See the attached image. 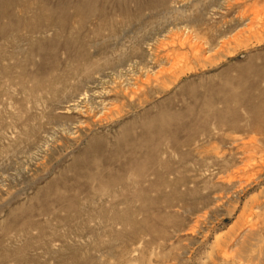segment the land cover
Listing matches in <instances>:
<instances>
[{
	"label": "rangeland",
	"instance_id": "1",
	"mask_svg": "<svg viewBox=\"0 0 264 264\" xmlns=\"http://www.w3.org/2000/svg\"><path fill=\"white\" fill-rule=\"evenodd\" d=\"M262 194L264 0H0V264H238Z\"/></svg>",
	"mask_w": 264,
	"mask_h": 264
},
{
	"label": "bare ground",
	"instance_id": "2",
	"mask_svg": "<svg viewBox=\"0 0 264 264\" xmlns=\"http://www.w3.org/2000/svg\"><path fill=\"white\" fill-rule=\"evenodd\" d=\"M252 27V25H251ZM249 27V29L251 28ZM196 51V50H195ZM198 51V50H197ZM196 54V53H195ZM198 54V53H197ZM202 58V57H201ZM205 60V59H204ZM210 60V59H209ZM175 72V71H174ZM176 73V72H175ZM162 75V74H161ZM165 75V74H164ZM161 77L160 75L156 76V80H159ZM117 87V86H116ZM123 88V87H122ZM127 90V89H126ZM104 92V90H102ZM96 92V91H95ZM131 92V91H130ZM87 93V92H86ZM85 93V94H86ZM100 94V93H99ZM96 96H97V92H96ZM131 96V95H130ZM84 97V96H83ZM99 97V96H98ZM88 98V97H87ZM101 102V101H100ZM84 106L83 108H85V111L87 110V108H89L90 106V101L84 99ZM71 106H69L74 112H82L81 106L78 104H71ZM83 105V104H82ZM99 105V104H97ZM95 106V105H94ZM93 106V107H94ZM87 107V108H86ZM92 107V106H91ZM89 108L88 111H86L88 114L92 113V115L95 113L96 109L95 108ZM99 107V106H98ZM106 108V107H105ZM104 108V109H105ZM103 109V107H102ZM102 109H100L101 111H103ZM68 110V109H67ZM107 110V109H106ZM84 111V110H83ZM85 112V113H86ZM104 112V111H103ZM100 114V113H99ZM95 115V114H94ZM104 115V114H103ZM108 115V114H107ZM90 116V115H88ZM98 116V115H97ZM256 116V115H255ZM96 117V116H95ZM100 118V117H99ZM244 148V146H242ZM95 166V165H94ZM249 166V165H248ZM247 167H243L242 168V183L247 185L249 183H251L253 181V178H255L254 175L250 176V175H245L246 174V169ZM253 173V172H252ZM257 173V172H255ZM250 174V173H249ZM254 174V173H253ZM231 178V177H230ZM238 180V179H237ZM263 194L261 196L255 197L254 199H252L251 204H250V209L249 212L247 214L248 217V224L246 226V228L244 229L246 233L245 235L247 237H249L250 240H246L247 242L249 241V245L245 246L243 249L244 251H249L248 255L246 257H239L238 258V264H264V238H263V230H264V212H263ZM245 220V219H244ZM244 224V223H243ZM246 225V224H245ZM225 250V249H224ZM229 250V249H228ZM230 251V250H229ZM225 253V252H224ZM232 254V253H231ZM234 254V253H233ZM232 254V255H233ZM236 255V254H234ZM227 256V255H226ZM230 256V255H229ZM226 258V257H225ZM235 258V257H234ZM232 259V258H231ZM237 260V259H235ZM255 261V262H254ZM254 262V263H253ZM233 263V262H231ZM236 263V262H235Z\"/></svg>",
	"mask_w": 264,
	"mask_h": 264
}]
</instances>
